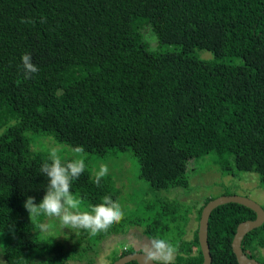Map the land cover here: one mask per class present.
<instances>
[{"label":"trees","instance_id":"16d2710c","mask_svg":"<svg viewBox=\"0 0 264 264\" xmlns=\"http://www.w3.org/2000/svg\"><path fill=\"white\" fill-rule=\"evenodd\" d=\"M145 26L160 46L177 51H151ZM25 53L39 69L27 80ZM27 133L83 146L99 158L129 151L153 190L187 189L189 163L209 154L222 174L233 167L257 173L264 190V0H0V233H14L2 259L95 264L90 247L78 252L33 233L44 215L30 218L24 203L32 196L39 204L45 195L49 181L40 168L49 154L32 151ZM94 179L85 168L71 191L89 209L105 195L117 200L111 177L100 186ZM210 200L199 207L198 222ZM182 206L155 199L143 206V214L150 210L145 218L129 224L142 227L147 238L178 245L173 264H202L198 226L184 239L188 211ZM255 218L234 203L212 211L211 264H238L231 248L236 229ZM122 227L116 223L102 236ZM241 249L264 263L257 258L264 223L244 236ZM135 252L142 253L113 252L109 264Z\"/></svg>","mask_w":264,"mask_h":264},{"label":"rangeland","instance_id":"374dc122","mask_svg":"<svg viewBox=\"0 0 264 264\" xmlns=\"http://www.w3.org/2000/svg\"><path fill=\"white\" fill-rule=\"evenodd\" d=\"M142 34L151 51H177V47L173 45L160 46L150 26H145L142 29ZM193 54L204 60L213 59L212 53L207 50H195ZM223 61L228 64H242L241 59H223ZM27 137L30 140L32 151L50 154L53 149H56L64 162L81 157V154L75 153L72 147L57 142L52 136L27 133ZM83 158L86 169L91 176H95L100 165H108L107 176L111 177L119 192L116 201L120 203L124 211V218L120 221V224L123 223L121 232L102 236L103 233L111 230L112 226L107 231L93 235L84 229L65 228L58 218H50L44 215V219L33 233L36 236L60 242L78 252L90 247V251H93L91 255H94L95 264H109L113 252L119 253L128 248L145 252L149 238L143 235L142 227L129 223L134 218H145V213H150V210H146L143 214V206L153 203L155 199L157 201L165 199L178 201L183 205V213L188 211L185 221V240L193 238L194 231L198 226L197 211L207 199L238 196L252 200L264 209V190L261 187L259 175L257 173L239 172L234 167L231 174H222L220 166L215 163L214 154H209L189 163V187L187 189L178 187L168 190H153L146 180L140 178L138 162L129 151L109 155L105 158L84 152ZM187 205L193 206V209L190 210ZM80 210L89 211L90 209L82 201ZM80 233L86 234L83 243H78ZM13 234L11 229L0 233V264H5L1 253L13 239ZM257 258L264 261V249L260 250V255Z\"/></svg>","mask_w":264,"mask_h":264},{"label":"clouds","instance_id":"9594fccd","mask_svg":"<svg viewBox=\"0 0 264 264\" xmlns=\"http://www.w3.org/2000/svg\"><path fill=\"white\" fill-rule=\"evenodd\" d=\"M24 79H31L32 74L38 72V67L32 63L30 53L22 56ZM73 151L81 154L80 158H72L64 162L56 149H53L40 168V171L48 178V187L41 202L37 204L35 197L29 196L24 208L29 217L46 215L56 217L65 228H77L90 231L96 235L107 231L114 224L124 218V211L118 201H114L110 195L102 197V203L94 205L89 211H81L82 200L73 192L72 184L85 171L86 163L83 158V146H76ZM107 164L100 165L95 174L94 183L100 186L101 179L108 175ZM178 253V245L170 238L151 237L145 246L144 259L146 264H173Z\"/></svg>","mask_w":264,"mask_h":264},{"label":"water","instance_id":"95a60500","mask_svg":"<svg viewBox=\"0 0 264 264\" xmlns=\"http://www.w3.org/2000/svg\"><path fill=\"white\" fill-rule=\"evenodd\" d=\"M229 203H234L238 205H242L246 208H249L252 210L256 218L251 221H245L242 222L238 225L236 229V234L233 238L231 248L232 252L235 255L236 261L238 264H264V263H259L258 261L248 258L241 249V242L244 236L251 232L252 230L259 228L260 226L263 225L264 223V209L253 202L252 200H249L247 198L243 197H238V196H221L215 199L210 200L207 202V204L203 207L201 214H200V219L198 222V232H197V238H198V243L200 246V251L203 256V262L202 264H211V255L209 251V246H208V221L209 217L212 213L213 210H215L217 207L229 204ZM135 261L137 264H146L145 259H144V253H131L127 254L112 264H127L129 262Z\"/></svg>","mask_w":264,"mask_h":264}]
</instances>
